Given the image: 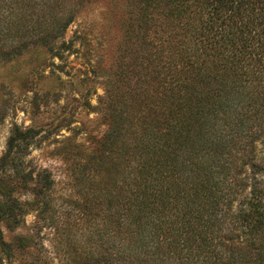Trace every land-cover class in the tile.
Returning a JSON list of instances; mask_svg holds the SVG:
<instances>
[{"label": "trees", "instance_id": "trees-1", "mask_svg": "<svg viewBox=\"0 0 264 264\" xmlns=\"http://www.w3.org/2000/svg\"><path fill=\"white\" fill-rule=\"evenodd\" d=\"M102 2L128 10L98 104L108 131L78 167L98 225L73 263L264 264V0H0V65L40 50L63 61L81 39L67 30ZM43 132L15 127L0 161L38 194L52 174L25 175L24 151ZM21 204L0 202V252L50 264L39 232L5 238Z\"/></svg>", "mask_w": 264, "mask_h": 264}, {"label": "rangeland", "instance_id": "rangeland-1", "mask_svg": "<svg viewBox=\"0 0 264 264\" xmlns=\"http://www.w3.org/2000/svg\"><path fill=\"white\" fill-rule=\"evenodd\" d=\"M127 10L105 2L89 5L67 30L66 40L81 39L63 61L50 60L40 50L0 65V161L15 127L42 128L46 139L24 151L25 175L32 173L35 179L37 171L47 169L54 181L52 192L38 194L36 182L0 165V202L22 203L27 212L16 233L3 223L1 228L8 241L17 234L39 232L50 264H74V246L81 247L98 225L85 211L95 201L83 192L78 167L108 131L98 104L115 79ZM71 148L81 152L77 159L69 157ZM5 188L10 190L7 196L1 191ZM0 264H20V259L9 261L0 252Z\"/></svg>", "mask_w": 264, "mask_h": 264}]
</instances>
